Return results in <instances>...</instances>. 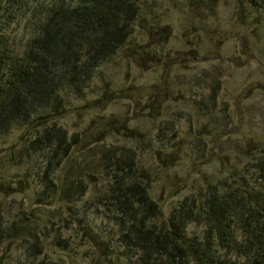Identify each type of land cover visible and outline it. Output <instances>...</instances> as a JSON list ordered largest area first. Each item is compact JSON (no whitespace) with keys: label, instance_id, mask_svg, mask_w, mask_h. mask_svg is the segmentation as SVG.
<instances>
[{"label":"rangeland","instance_id":"rangeland-1","mask_svg":"<svg viewBox=\"0 0 264 264\" xmlns=\"http://www.w3.org/2000/svg\"><path fill=\"white\" fill-rule=\"evenodd\" d=\"M137 2L130 38L81 93L0 137V219L13 237L0 264L131 263L106 204L124 160L157 224L186 196L202 204L210 185L264 187V0ZM11 34L21 45L24 23ZM53 122L71 148L48 169L31 140Z\"/></svg>","mask_w":264,"mask_h":264},{"label":"trees","instance_id":"trees-1","mask_svg":"<svg viewBox=\"0 0 264 264\" xmlns=\"http://www.w3.org/2000/svg\"><path fill=\"white\" fill-rule=\"evenodd\" d=\"M137 1L0 0V137L55 107L61 92L81 93L130 38L141 9ZM21 22L27 36L20 45L11 29ZM31 147L50 152L49 169L61 164L71 142L53 122L36 132ZM124 162L121 169L129 171L115 180L106 204L135 252L127 264H264V187L210 185L202 204L186 196L157 224L158 204ZM191 223L205 224L203 236L188 232ZM11 228L0 219V255L12 241Z\"/></svg>","mask_w":264,"mask_h":264}]
</instances>
